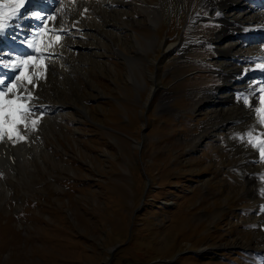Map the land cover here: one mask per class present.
<instances>
[{
    "label": "rangeland",
    "instance_id": "1",
    "mask_svg": "<svg viewBox=\"0 0 264 264\" xmlns=\"http://www.w3.org/2000/svg\"><path fill=\"white\" fill-rule=\"evenodd\" d=\"M145 1L160 11L156 24ZM201 3L93 6L118 35L95 30L89 43L77 35L85 45L75 55L52 46L68 74L48 61L41 95L26 86L28 101L44 115L64 110L33 129L41 146L27 148L26 167L0 162V264H264L263 198L251 201L244 173L250 146L235 150L239 137H259L264 109L247 101L238 112L254 107V124L248 116L243 126L223 124L224 104L212 93L228 85L214 49L224 26ZM164 41L176 48L167 52ZM248 166L262 181L264 165Z\"/></svg>",
    "mask_w": 264,
    "mask_h": 264
},
{
    "label": "bare ground",
    "instance_id": "2",
    "mask_svg": "<svg viewBox=\"0 0 264 264\" xmlns=\"http://www.w3.org/2000/svg\"><path fill=\"white\" fill-rule=\"evenodd\" d=\"M106 1L107 2H105V0H61L57 16L56 15L53 16L51 22L46 24V27L52 25V30L50 34L44 35L47 38L45 39L43 38L40 42V45L45 43L46 50L41 47L40 51L38 52V55H43L46 61L49 60V62L55 60L58 61L59 63L58 65L60 66L61 70L67 73L68 67L64 59L61 57L63 50L59 48H53L52 46H54L55 43L56 45L57 43L63 45L68 53L75 55L77 48L81 47V45H85V41L83 42L75 39L77 35H80L84 38L88 37V43L90 39L89 37H92L93 34H97L95 30H101L100 34L104 32L105 34L112 33L113 34V35L111 34L112 36L118 35V33H115L116 31L115 26H111V29L105 31V24L107 21V17L104 15L105 17L101 19L100 17L102 16L101 14L102 12L100 13L101 14L100 15L96 13L97 11L94 13L92 12L93 10H91L93 6L98 8L100 7V5L104 7L106 10H110L111 7H114L116 9L118 8V3L122 2V0H106ZM243 1H244L242 2L243 4L242 3L239 4L241 2L240 0H202L201 3V5L207 11H209V13H211L215 17V19L216 17H220L221 18L220 20L222 21L224 26L223 28L219 29L215 35V39L217 40L215 42L218 46H216L214 49L218 51L220 56H222V58L218 62H220L223 66H225L226 70L222 72L224 75L223 80L224 83L228 85H224V86L220 85L219 87H217L214 93H212V95L215 94L214 95L215 101L220 100L219 103L224 104V109L222 112H223V119L225 120V122L223 124H228L227 125L228 127L232 125V121L233 122L237 121L238 124L239 123L242 124L240 126H243L244 122L247 121L246 119H244L247 118L246 116H248V119L251 120L250 124H254L256 122V117L258 116L254 114V111H256L254 107H253L254 109L253 114H252V110L251 109L249 110L250 115L249 114L240 115L241 112L240 113L238 112L244 107L245 104H247L241 99V97H245L250 105L256 106L258 104L259 106H263L262 108L264 109V103H261V101L264 100V92H262L261 95L258 94L261 91L260 89L264 88V84L261 81L259 82L257 78L258 76H261L262 81H264V70L262 71L260 69L259 70L260 74H258L259 72L255 73L254 71L255 68H259L257 67V65L264 63V5H263L264 0H260L257 4H252L251 3L252 1H248V0L247 1L243 0ZM41 6H43V4H41ZM77 7L80 8V11L78 12H77ZM141 7H142L141 9L147 13L149 21L152 24H156L157 17L160 14V11L157 8L154 7L152 8V5L147 3V1H145L144 6ZM36 9L39 10L42 8H36ZM116 12H118V9H116ZM36 13H37L36 10L35 11L29 10L23 15L20 24L17 25L20 27L19 30H13V32L8 37V39L10 40L8 45H6L7 41H2L0 38V70H6L11 72L13 71V69H10V67H7L6 65L16 64L14 62L15 59L20 54H23V52H18L16 48H21V49L31 48L29 47L30 41L28 40L27 29L31 28L30 31L32 32V27L38 21V19L36 18ZM79 16L83 19L82 21ZM69 17L70 19L68 20ZM202 17L203 14L200 12L196 20L201 21ZM78 19L80 21H78ZM235 31H237V33H233ZM255 33H259V34H256L257 36H254ZM79 42L81 43V45L79 44ZM163 43L167 52L172 51L176 48L175 44L173 43L168 45H167L168 43L167 41L166 42L164 41ZM116 48H117L116 52H121V54L123 53L119 47ZM139 49L142 51L144 50L142 46H140ZM233 57L240 58V61L238 62L234 61ZM244 72H247L246 77H244L245 76L243 74ZM43 74H44V67L43 66L41 67V65H37L29 70H26L23 73L22 78L19 79L20 82L17 86V89L14 88L13 90L15 91H13L12 94L5 95L4 99H6V96H9L8 100H15L18 96H20L19 93L22 94V87H21L22 85L25 87L27 86L30 90L35 92L36 87L40 88V83L38 82L37 77ZM25 76L29 77L32 80V84H28L27 81L24 80ZM151 76L153 78L155 77L154 74L152 73ZM134 82H137V80L135 79ZM47 88L49 89V87ZM50 88H52L51 85ZM253 89H255V91H253ZM41 91L42 89H40V94L37 93L39 92V90L35 93L40 96ZM50 93L48 96L49 103L46 101L41 102L42 104H44L45 102L49 104L48 106L49 110H51L53 107L56 106V104L53 103L54 102L53 95L55 92L53 94L51 93V95ZM31 100L33 101V99ZM21 102L22 103L27 102V104L30 107L34 105V104L31 105L32 102L30 103L26 98L25 101H21ZM40 110L32 109V112L30 114L24 116L25 123L17 124L14 127L12 140H8L7 132H5L4 136L6 137L7 142H9L11 146H6V148H4L2 146L3 145L2 139H0V162L2 159L13 161L19 164L21 163V161L22 162L25 161V163H22V166L25 167L30 163V161L27 159V154H26L27 148L41 146L40 143L41 130L39 131V133H35L33 131L32 128L33 126L31 121L33 119H36L37 117H40L38 122L40 121L41 118L49 117V119H51L52 117L54 118H56V116L59 117L58 113H60L64 109L54 110L53 112H56L55 115H49V112L44 115ZM38 122L36 123L35 127L37 126ZM25 124L27 125V127L25 126ZM255 127H256L255 131L257 130L260 131L259 137L257 138H264V122H261L260 120L258 126ZM21 136L24 137V139L18 138ZM253 136L256 137L255 133L253 134ZM28 145L31 146L28 147ZM245 148L247 147L246 145L244 146V143L243 144L238 143V145H236L235 150L244 151ZM250 148L252 149V151H250ZM250 148L249 150H245L246 156H245L244 166L246 168L244 169L245 170L244 173H245V177L246 178L248 177L250 179L249 190L252 194L251 198H253L251 199V201L252 200L256 201L257 197L258 198L261 197L263 199L260 202L264 207V179H262V181H259V178L252 172V170L248 166V165H252L259 169V167L263 166L264 163L258 164V161L264 160V157L259 155L258 148L252 146H250ZM36 156L37 159L41 157V150H37ZM31 161L34 162L35 159L33 158ZM5 175L6 174L5 172H3V170L0 171V178L3 179ZM262 177H264L263 174ZM256 218L257 220L259 219L261 223H264V219L262 216ZM260 230L263 229L260 227ZM241 241L238 242V245L243 244V242Z\"/></svg>",
    "mask_w": 264,
    "mask_h": 264
},
{
    "label": "snow or ice",
    "instance_id": "3",
    "mask_svg": "<svg viewBox=\"0 0 264 264\" xmlns=\"http://www.w3.org/2000/svg\"><path fill=\"white\" fill-rule=\"evenodd\" d=\"M25 3H31V0H0V35H3L7 28L13 26L11 21H18L23 18V14L20 10L24 8ZM36 18L44 19V17H41L39 12L36 13ZM29 47L36 48L34 43H30ZM36 51L39 52V49L37 48ZM42 58L43 57H41V59ZM16 60L18 63L6 66L19 68L21 65L27 66L32 63L38 64L34 57H27L25 59L17 57ZM257 67L264 70V64L257 65ZM16 79H20V77L17 76ZM24 80H26L28 84H32V80L29 77L25 76ZM0 84H4V81L0 80ZM21 87L22 94L15 100L4 99L5 92H0V139H3L5 132H7L8 140H12L14 127L17 124H24V116L30 114L32 112V107H35H30L27 102H21L25 101V98H27V100L32 99V94L28 88L23 85ZM14 88L15 86L13 85L8 89V91L11 92ZM260 90L261 92H264V88H261ZM253 91H255V89H253ZM241 99L247 103V99L245 97H241ZM261 103H264V100H262ZM259 112L260 120L261 122H264V110H259ZM39 118L40 117H37L31 121L33 129H35V125ZM25 126L27 127L26 124ZM18 138L24 139L22 136ZM239 139L241 142L245 143L246 146L258 148L259 155L264 157V138L254 137L253 133L249 132L246 137L241 136ZM262 179H264V177H262Z\"/></svg>",
    "mask_w": 264,
    "mask_h": 264
}]
</instances>
